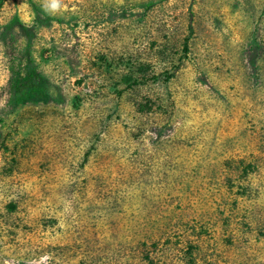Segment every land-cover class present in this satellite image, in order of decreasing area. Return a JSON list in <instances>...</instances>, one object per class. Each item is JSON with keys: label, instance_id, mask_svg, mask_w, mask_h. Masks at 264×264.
I'll list each match as a JSON object with an SVG mask.
<instances>
[{"label": "rangeland", "instance_id": "1", "mask_svg": "<svg viewBox=\"0 0 264 264\" xmlns=\"http://www.w3.org/2000/svg\"><path fill=\"white\" fill-rule=\"evenodd\" d=\"M0 0V264H264V0Z\"/></svg>", "mask_w": 264, "mask_h": 264}, {"label": "clouds", "instance_id": "2", "mask_svg": "<svg viewBox=\"0 0 264 264\" xmlns=\"http://www.w3.org/2000/svg\"><path fill=\"white\" fill-rule=\"evenodd\" d=\"M54 9L57 8L59 6V0H52V5H51Z\"/></svg>", "mask_w": 264, "mask_h": 264}]
</instances>
